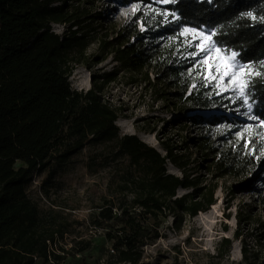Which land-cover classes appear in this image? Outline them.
<instances>
[{"label": "trees", "instance_id": "1", "mask_svg": "<svg viewBox=\"0 0 264 264\" xmlns=\"http://www.w3.org/2000/svg\"><path fill=\"white\" fill-rule=\"evenodd\" d=\"M110 1L162 8V14L153 17L139 10L134 19L145 20L148 32L137 34L141 40L138 45L122 48L120 43L115 53L123 68L141 72L162 98L176 99L180 113L212 111L223 104L228 109L235 104L204 84L196 85L186 95L192 81L186 77L188 61L179 52L184 45L182 31L191 27L214 32L218 46L237 52L242 64L254 66L248 92L254 114L264 121V76L254 74L264 73L260 63L264 61V20L259 19L264 16V0H176L169 4L162 0ZM89 3L0 0V264H32L35 256L43 261L49 255L56 260L63 258L53 245L67 232V223L57 209L43 210L29 194V187L36 173L66 164L88 145L112 146L115 158H124L128 164L117 181L115 196L105 199L92 218V225L104 231L112 246L102 250L94 262L85 256L78 264H139L143 246L161 237V226L170 215L180 229L186 216L196 217L217 202L215 185L177 197L180 187H195L197 178L180 177L166 167L170 161L187 170L190 161L181 150L192 154L191 141L202 159L217 154L210 135H180L182 145L166 140L163 144L167 153L163 155L137 134H120L116 124L120 111L104 95L105 86L117 78L116 72L105 73L86 91L71 86L70 77L78 65L86 62L85 53L92 41L89 29L97 15L87 12ZM166 12L167 22L163 16ZM248 12L257 19L243 15ZM54 23H70L69 32L59 34L52 27ZM146 67L157 69L154 83L144 71ZM162 82L164 87L158 88ZM221 121V116L215 114L193 115L187 122L180 119L177 125L181 129H189L190 125L209 129ZM99 158L103 159L90 157L91 170ZM215 167L219 176L246 178L251 173L253 177L264 167V159L256 160L254 155L230 147L221 153ZM91 246L88 240L74 250L80 253ZM231 249L232 241L224 238L218 257L224 258ZM105 255L106 261L101 262ZM235 264L257 263L243 247V260Z\"/></svg>", "mask_w": 264, "mask_h": 264}, {"label": "rangeland", "instance_id": "2", "mask_svg": "<svg viewBox=\"0 0 264 264\" xmlns=\"http://www.w3.org/2000/svg\"><path fill=\"white\" fill-rule=\"evenodd\" d=\"M89 1L87 12L97 15L89 29L92 41L85 53L86 62L78 65L70 77L71 86L86 91L93 87L95 80L101 81L105 73L116 72L117 78L105 86L104 95L120 111L121 117L116 124L121 135L137 134L165 155L164 141L182 145L180 135L190 137L194 133L204 132L212 137L218 151L204 160L189 138L193 153L181 150L185 159L190 161L187 170L168 161L166 167L169 173L189 179L197 178L198 181L195 187H180L177 197L215 185L216 206L212 205L208 211L200 212L196 217L186 216L180 229L175 226V217L170 215L161 226V237L143 246L144 254L139 264H235L243 260V247H247L252 261L264 264V167L259 168L253 177L248 173L246 178L229 174L219 176L220 172L215 167L221 153L230 147L233 150L242 149L254 155L256 160L264 159V126L259 119H251L256 115L248 87L241 94V82L249 81L254 66L242 64L237 56H232L233 52L218 46L211 31L184 28V45L179 56L188 61L186 77L192 81L186 95L196 85L204 84L217 96L231 99V103L235 104L228 109L227 104H223L212 111L194 110L182 114L175 106L176 99L162 98L159 91L143 79L141 72L123 68L115 53L121 44L122 48L138 45L141 40H138L137 34L148 32L145 20L134 19L139 10L144 9L149 17H153L162 14V8L138 4L123 6L110 0ZM163 16L167 22V12ZM52 27L64 35L69 32L70 23H54ZM146 36L149 34L145 35L144 41L148 39ZM205 36L211 39L205 40ZM107 40L115 43L104 44ZM206 57L213 64L211 72L208 64L204 63ZM224 64L231 66L227 75L224 74ZM240 65H248L244 72H249V75L240 71ZM144 71H148L153 83L157 80L156 68L146 67ZM161 87H164L163 82L158 88ZM213 114L221 116L222 121L209 129L198 125L192 127L190 124L189 129H181L177 125L180 119L187 122L193 115L208 117ZM146 129L155 131L147 132ZM94 155L103 159H97L96 167L91 170L89 162ZM127 164L124 158H115L112 146L88 145L66 164L49 166L34 175L29 187L31 197L43 210L57 209L67 223V232L53 245L63 257L58 260L60 264H78L85 256L94 262L102 250L112 246L106 240L104 231L92 225V218L105 199L115 196V186ZM237 235H240L239 238ZM224 238L232 241V249L220 259L219 247ZM88 240L92 243L91 248L76 253L74 247H82ZM106 259L105 255L101 262Z\"/></svg>", "mask_w": 264, "mask_h": 264}, {"label": "snow or ice", "instance_id": "3", "mask_svg": "<svg viewBox=\"0 0 264 264\" xmlns=\"http://www.w3.org/2000/svg\"><path fill=\"white\" fill-rule=\"evenodd\" d=\"M162 2L165 3V4H169V3H175L176 0H162ZM243 15L250 16V17H252V19H257V17L253 16L251 12L244 13ZM259 19L264 20V16L259 17ZM193 31H195V30H193ZM212 35H215V33L213 32ZM209 39H211L210 36H205V40H209ZM197 47H200V45H197ZM217 51L219 52V49H217ZM193 55H196V53H193ZM237 55H238L237 52H233V53H232V56H233V57H236ZM204 63H207V64H208V69H209V71L211 72V69L213 68V64L209 63V57H206V58H205ZM260 63H261L262 65H264V61H261ZM230 67H231V66L228 65V64H224V65H223V68L225 69V72H224L225 75L228 74V70L230 69ZM239 67H240V71H241V72H244V69L247 68L248 65H240ZM217 70L219 71V69H217ZM249 71H251V70H249ZM254 74H255L256 76H264V73H261V72H258V71L255 72ZM244 75H249V72H244ZM235 79H236L235 76H233V80H235ZM246 87H249L248 82H247V81H242V82H241V94L244 93V89H245ZM249 95H251V93H249ZM249 109H251V105H249ZM251 119H259V117H257V116H252ZM261 123L264 124V121H261Z\"/></svg>", "mask_w": 264, "mask_h": 264}, {"label": "built area", "instance_id": "4", "mask_svg": "<svg viewBox=\"0 0 264 264\" xmlns=\"http://www.w3.org/2000/svg\"><path fill=\"white\" fill-rule=\"evenodd\" d=\"M32 264H60L53 256L49 255L46 261L41 260L38 256L34 257ZM120 264H131V263H120Z\"/></svg>", "mask_w": 264, "mask_h": 264}, {"label": "bare ground", "instance_id": "5", "mask_svg": "<svg viewBox=\"0 0 264 264\" xmlns=\"http://www.w3.org/2000/svg\"><path fill=\"white\" fill-rule=\"evenodd\" d=\"M87 86H89V85H87ZM117 122L119 123V119L117 120ZM214 206H216V203L214 204ZM201 213H203V212H201Z\"/></svg>", "mask_w": 264, "mask_h": 264}]
</instances>
